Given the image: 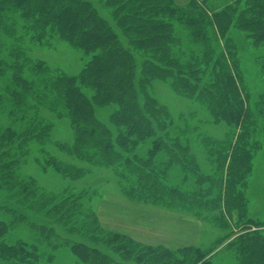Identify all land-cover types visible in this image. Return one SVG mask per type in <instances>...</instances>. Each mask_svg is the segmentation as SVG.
<instances>
[{
    "label": "trees",
    "instance_id": "trees-1",
    "mask_svg": "<svg viewBox=\"0 0 264 264\" xmlns=\"http://www.w3.org/2000/svg\"><path fill=\"white\" fill-rule=\"evenodd\" d=\"M100 2L112 9L118 28L91 0H0L1 33H14L16 23L11 20L15 18L12 14H18L24 19L25 29L32 32L38 42L46 44L47 39L56 34L91 54L78 75L52 71L44 62L29 63L26 59L25 64L16 60L11 63L0 57V78L6 75L9 67H15L6 86L15 106L11 113L29 109L31 97L71 119L75 138L72 144L61 146L64 150L80 159L121 167L123 174L136 181L138 178L140 186L159 198L164 194L178 198L191 194L197 199V193L185 192L178 185L162 182L166 180L162 177L166 168L164 163L169 164L175 158L182 160L185 168L194 167V163L192 158H180L178 151L171 150L177 143L168 136L169 112L157 105L149 86L156 78L170 79L187 95L204 97L219 118L241 127L238 140L230 145L224 163L220 158L224 172L216 182L223 187L217 190L213 200L229 217L236 216L239 229L247 228L232 241L245 252L247 264H264V233L258 228L252 230L261 221L244 211L245 194L231 184L232 176L241 177L242 172L249 169L251 151L241 143L249 132V121L257 111L248 102L249 93L244 83H239L242 76L235 46L227 34L234 26L246 31L254 42L264 41V0H234L218 10L209 9L207 0H190L185 6L175 5L173 0ZM175 22L189 27L192 41L203 46L201 54H195L193 50L190 58L182 61L173 53ZM217 39L221 40L223 51L213 44ZM137 52L143 59L138 58ZM24 68L29 76L24 74ZM206 70H209L210 79L203 81L200 73ZM83 86L93 90L90 97L83 91ZM259 102L260 112L263 107L262 101ZM95 104L112 105L115 134L96 117ZM51 127L52 124L44 123L37 115L32 116L21 131L12 126L0 127V210L11 216L9 219L0 217V264H39L40 253L35 243L22 239L9 243L7 235L17 225L54 233L53 227L38 223L34 214H43L54 223L68 224L72 205H68L67 200L70 198L74 204L79 198L72 195L59 199L41 193L32 180L19 174L29 143L33 139L47 141ZM149 139L153 143L152 151L147 157H140L136 152L137 145ZM169 149L175 157L165 161L152 159L154 153ZM51 161L66 175L77 177L82 174L70 164ZM118 235H109L107 240L115 241L113 247L121 251L123 259L133 255L138 264H195L205 254L196 248L185 247L175 252L179 253L177 255L169 249L146 247L122 235L123 239L118 241L115 239ZM75 247L81 248V255L87 262H112L110 256L96 248L79 243Z\"/></svg>",
    "mask_w": 264,
    "mask_h": 264
},
{
    "label": "rangeland",
    "instance_id": "rangeland-1",
    "mask_svg": "<svg viewBox=\"0 0 264 264\" xmlns=\"http://www.w3.org/2000/svg\"><path fill=\"white\" fill-rule=\"evenodd\" d=\"M91 1L117 27L112 9L100 0ZM189 1L173 0L178 6L188 5ZM233 1L207 0V6L211 10H218ZM14 15L16 19H11L16 23L14 33L9 35L10 32H0L1 58L11 63L16 60L25 64L26 59L29 63L44 62L52 71L67 75H78L91 58L90 53L56 34L49 37L46 44L38 42L33 33L23 26L24 19L18 14ZM173 34V53L182 61L190 58L193 50L195 54H201L203 46L192 41L187 25L175 22ZM227 34L235 46V57L242 76V81H238L244 83L249 93L248 102L257 111L251 117L249 132L241 143L251 151L249 169H245L241 177L232 176L231 184L245 194L244 211L253 219L261 221L252 230L258 228L264 233V41L256 43L246 31L234 26L230 27ZM213 44L224 50L221 40L217 39ZM137 55L141 60L142 54L137 52ZM14 68L9 67L6 75L0 78V127L12 126L21 131L34 115L44 123L52 124L47 141L33 139L29 143L28 154L19 167V174L22 178L32 180L41 193L59 199L72 195L79 198L74 204L70 198L67 200L68 205H72L68 224L54 223L43 214H34L38 223L41 222L47 228L53 227L54 233L17 225L7 235V242L14 243L22 239L35 243L40 253L39 264H92L83 259L81 248L75 247L77 243L110 256V264H138L133 255L130 259H123L121 251L113 247L115 241L112 243L107 240L109 235L118 233L120 235L115 236L118 241L123 239L120 237L122 235L146 247L169 249L171 253L180 252L185 247L196 248L205 254L195 264H247L241 246L232 242L247 228L239 229L236 216L229 217L213 200L217 190L223 187L216 182L224 172L221 159L224 163L230 145L238 140L241 127L219 118L204 97L187 95L170 79H154L149 92L157 105L169 112L168 136L177 143L176 148L170 149L178 151L180 158H192L194 163L192 168H185L182 160L177 158L170 160L169 164L164 163L166 168L162 171V177L166 180L162 182L178 185L183 191L198 195L197 199H193L191 194L185 195V198L174 195L167 197L164 194L159 198L146 187L140 186L138 178L136 181V178L123 174L121 167L80 159L61 148L63 144H72L75 138L69 117L59 115L48 105H41L31 97L28 99L29 109L11 113L15 106L6 86ZM23 70L29 76L27 68ZM202 74L203 81L210 79L209 70ZM82 88L90 97L93 90L87 86ZM259 101H262L263 107L260 112ZM112 108V105H94L96 117L115 134L116 127L111 121ZM152 144L151 139L139 143L136 152L140 157H147L152 151ZM170 149L154 153L152 159L165 161L171 156L175 157ZM51 159L70 164L72 169H78L82 174L77 177L66 175ZM0 217L11 218L3 210H0Z\"/></svg>",
    "mask_w": 264,
    "mask_h": 264
}]
</instances>
